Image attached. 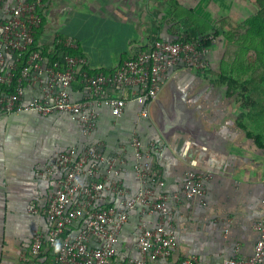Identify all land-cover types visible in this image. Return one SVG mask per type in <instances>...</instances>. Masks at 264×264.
I'll return each instance as SVG.
<instances>
[{
    "label": "crops",
    "instance_id": "0c3cea01",
    "mask_svg": "<svg viewBox=\"0 0 264 264\" xmlns=\"http://www.w3.org/2000/svg\"><path fill=\"white\" fill-rule=\"evenodd\" d=\"M44 1L37 44L50 47L57 40H73L78 53L88 60L93 70L116 68L133 47L142 48L157 39L175 40L180 34L172 16L178 8L192 11L206 25L210 22L206 10L203 12L199 7L198 12V7H186L181 2L177 3V9L168 12V0ZM193 28L188 29L197 34ZM175 71L180 72L185 83L194 85V100H207L215 117L226 121L224 133L231 136L238 150L225 168L216 171L177 156L167 148L151 121H138L141 107L136 103L128 104L118 118L109 108L99 107L97 128L88 136L64 113L0 116V264H22V258L29 256L34 235L48 232L49 222L44 217L31 215L28 209L32 205L38 208L47 205L55 182L62 175L56 168L48 172L58 154L70 149L81 153L91 144L102 145L107 157L121 156L120 178L124 187L135 193L139 184L133 170L134 155L128 147L134 131L144 144L155 141L162 146L147 162L162 172L166 194L179 192L192 170L213 173L204 183L202 198L168 203L173 211L177 241L170 264H179L188 254L196 255L200 264H221L226 259L248 258L254 254L259 237L256 225L264 218V155L257 153L232 127L235 108L230 106L225 90L212 87L197 71ZM70 96L73 101L83 98L78 83L72 86ZM104 195L97 206L117 204L109 194ZM81 225L82 221H77L67 230V236H73ZM137 236L138 214L131 212L120 233L112 264H129L137 256ZM32 264H54V255L44 247ZM156 264L168 262L159 260Z\"/></svg>",
    "mask_w": 264,
    "mask_h": 264
},
{
    "label": "built area",
    "instance_id": "2783aa9c",
    "mask_svg": "<svg viewBox=\"0 0 264 264\" xmlns=\"http://www.w3.org/2000/svg\"><path fill=\"white\" fill-rule=\"evenodd\" d=\"M44 5V0H0V116L64 113L88 136L97 128L99 107L109 108L118 118L128 104L136 103L141 107L138 121H150L149 106L160 95L169 72L203 71L211 65L215 42L211 38L207 39L209 46L202 38L184 42L157 39L142 48L133 47L112 70H93L73 40H57L50 47L34 46ZM75 83L83 90L79 101L70 96ZM110 91L126 94L117 96ZM128 147L134 155L133 170L139 184L135 193L125 188L120 178L121 156L107 157L100 144H91L81 153L70 149L57 155L48 172L56 168L62 175L47 205L28 209L31 215L44 217L50 228L46 235H34L29 256L22 258V264H32L44 247L53 253L54 264H112L131 212L138 214V236L137 256L129 264H156L159 260L170 264L177 241L168 203L202 198L204 183L213 173L192 170L180 191L168 195L163 192L162 172L147 162L162 146L155 141L144 144L134 131ZM104 194L116 199L117 204L97 206ZM79 220L82 225L78 231L67 236V230ZM256 229L259 237L254 254L221 264H264V218ZM179 264L200 261L188 254Z\"/></svg>",
    "mask_w": 264,
    "mask_h": 264
},
{
    "label": "rangeland",
    "instance_id": "374dc122",
    "mask_svg": "<svg viewBox=\"0 0 264 264\" xmlns=\"http://www.w3.org/2000/svg\"><path fill=\"white\" fill-rule=\"evenodd\" d=\"M174 2L186 4V7L196 6L195 9L201 7L203 12L206 10L210 18L208 26L214 32L204 33L215 42L211 50L213 59L205 80L221 90L226 88L212 83L218 82L217 75L234 77L240 84H244L243 89L239 88L240 94L230 99V106L235 108L231 121L234 122L242 111L240 106L244 107L246 117L243 122L248 131L261 134L264 139V23L263 27L255 29L256 26L250 28L249 22L255 17L264 18V6L258 0H168V12L177 9ZM161 8L163 6L160 4ZM175 20L178 35L183 38L192 37L188 28L194 23L185 18ZM205 24L201 20L198 26L203 27Z\"/></svg>",
    "mask_w": 264,
    "mask_h": 264
},
{
    "label": "water",
    "instance_id": "95a60500",
    "mask_svg": "<svg viewBox=\"0 0 264 264\" xmlns=\"http://www.w3.org/2000/svg\"><path fill=\"white\" fill-rule=\"evenodd\" d=\"M149 106V119L167 148L191 163L222 171L237 144L224 133L226 121L218 120L205 99H193L194 85L179 71L169 76Z\"/></svg>",
    "mask_w": 264,
    "mask_h": 264
},
{
    "label": "trees",
    "instance_id": "16d2710c",
    "mask_svg": "<svg viewBox=\"0 0 264 264\" xmlns=\"http://www.w3.org/2000/svg\"><path fill=\"white\" fill-rule=\"evenodd\" d=\"M258 1H259V4L263 7L264 6L263 0H262V2H261V0H258ZM174 3H176V2H174ZM175 5H176L175 8H178L177 3ZM199 11H200V9L198 8V12ZM172 17L174 19H179V21L181 19L185 18L188 21H190L192 24L194 23L193 26L198 31V33L195 35H192V37H188V38H183V37L179 36V38H176L175 40L167 41V42H184V41H189L192 38H202L203 40H205L204 41L205 46L210 45V41L207 40L209 37H208V35L206 36L205 34L207 32L213 31L212 28H210L208 26V24L207 25L205 24V26H203V27L198 26V24L201 20H198L197 19L198 17L195 18V15L193 14L192 11H188L185 9L178 8V11L175 14H173ZM249 22H250V28H254L253 26H256L255 29H259L260 27H263L264 18L255 17V18L250 19ZM204 32H206V33H204ZM38 34H39V30H37L34 33V39H35L34 40V46H37ZM158 40H162V39H158ZM162 41H166V40H162ZM231 45L232 44H230V46ZM56 48L59 49L58 46ZM45 49H47V48H45ZM53 58L56 59V56H54ZM226 61H228V60L226 59ZM197 72L199 74L203 75L205 79L208 76V69L203 70V71H197ZM217 79H218V82H212V83L215 84L216 86H218V84H220V86L226 88L225 89V97L228 99H231L235 96H238L240 94V89L244 88V84L243 85L240 84V82L237 80V78L221 74V75H217ZM240 108L242 111H240V114L237 116L235 121L232 122L233 123L232 127H234V129L237 131L238 135L241 138H243L246 141V143H248L250 146H252L253 149L257 153L264 155V139H263V136L261 134H253L250 131H248L246 124L243 122V119L246 117V114H245L246 112H244L245 108L242 106H240ZM144 120H148V119H144Z\"/></svg>",
    "mask_w": 264,
    "mask_h": 264
}]
</instances>
